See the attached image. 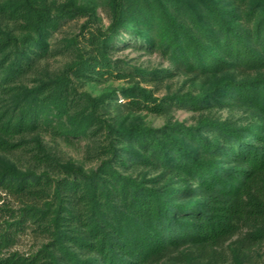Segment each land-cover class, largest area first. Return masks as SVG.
Segmentation results:
<instances>
[{
	"label": "trees",
	"instance_id": "trees-1",
	"mask_svg": "<svg viewBox=\"0 0 264 264\" xmlns=\"http://www.w3.org/2000/svg\"><path fill=\"white\" fill-rule=\"evenodd\" d=\"M106 4L102 28L77 0H0V153L27 156L24 167L0 165V264H155L186 245L213 250L243 228L250 242L263 240L264 0ZM79 15L88 16L82 40L62 39L70 60L42 65L57 50L54 33ZM129 43L174 69L116 57ZM176 71L209 81L163 97L140 84ZM114 80L133 83L82 89ZM171 106L198 112L195 123L131 117ZM225 108L248 115L212 113ZM40 133L87 139L97 165L62 159ZM26 234L39 245L13 249Z\"/></svg>",
	"mask_w": 264,
	"mask_h": 264
},
{
	"label": "rangeland",
	"instance_id": "rangeland-1",
	"mask_svg": "<svg viewBox=\"0 0 264 264\" xmlns=\"http://www.w3.org/2000/svg\"><path fill=\"white\" fill-rule=\"evenodd\" d=\"M58 3L66 0H55ZM77 3L93 7L96 12L95 24L105 28L110 22V13L106 4V0H77ZM88 19L87 15H79L72 19H67L63 22L61 27L54 33L52 38V47L57 49L52 56L46 57L42 60V65L50 70H57L63 67L67 61L70 60L71 55L63 48V37L79 34L82 40L83 35L80 34L81 28L86 24ZM91 27V26H90ZM59 49V50H58ZM116 57L124 58L130 63L144 67L151 68H171L173 65L169 60L160 55L159 53H151L147 50L140 49L133 43L127 46H122L116 51ZM209 81L207 77L195 78L192 75L176 71L173 77L156 81L146 82L140 81L141 86L151 90L155 96L163 97L167 94L175 92H186L188 90L198 91L202 85H206ZM133 82L129 80H114L110 82H103L98 85H84L82 89H86L93 94H99L107 87L127 86ZM212 113L220 118H237L246 117L248 114L243 110L237 109H215ZM129 111L124 110L123 116H128ZM131 115V113H130ZM134 119L152 126H160L168 119H178L187 124L195 123L198 112L195 110L185 108L182 106H171L168 112L164 114H155L147 111L134 112L131 117ZM39 136L44 140L47 146L55 153L61 156L62 159L72 158L78 165L85 169L95 167L98 160L87 157V149L89 142L87 139L74 138L67 140L63 137H54L47 133H40ZM11 161L24 167L27 163V156L22 152H15L13 154L0 153V165L2 161ZM2 201H0V204ZM16 205V200H13ZM247 228H243L240 233L232 238L224 241L222 244L216 246L213 250L209 249L202 251L193 246H183L179 249L172 250L164 257H162L155 264H238L237 261L243 264H264V239L252 243L244 238ZM40 240L33 234H26L21 236L19 242L13 249L22 252H29L35 249Z\"/></svg>",
	"mask_w": 264,
	"mask_h": 264
}]
</instances>
